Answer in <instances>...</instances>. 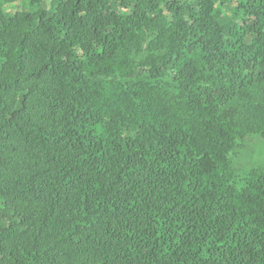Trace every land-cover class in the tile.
<instances>
[{
	"label": "trees",
	"instance_id": "obj_1",
	"mask_svg": "<svg viewBox=\"0 0 264 264\" xmlns=\"http://www.w3.org/2000/svg\"><path fill=\"white\" fill-rule=\"evenodd\" d=\"M0 264H264V0H0Z\"/></svg>",
	"mask_w": 264,
	"mask_h": 264
},
{
	"label": "rangeland",
	"instance_id": "obj_2",
	"mask_svg": "<svg viewBox=\"0 0 264 264\" xmlns=\"http://www.w3.org/2000/svg\"><path fill=\"white\" fill-rule=\"evenodd\" d=\"M0 207H1V204H0Z\"/></svg>",
	"mask_w": 264,
	"mask_h": 264
}]
</instances>
